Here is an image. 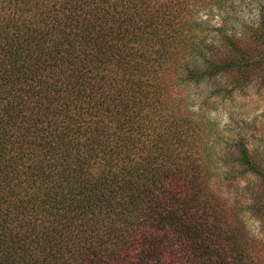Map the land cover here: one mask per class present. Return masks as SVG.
<instances>
[{"label":"trees","instance_id":"16d2710c","mask_svg":"<svg viewBox=\"0 0 264 264\" xmlns=\"http://www.w3.org/2000/svg\"><path fill=\"white\" fill-rule=\"evenodd\" d=\"M228 2L0 0V264H264V153L176 93L264 86V7L197 18Z\"/></svg>","mask_w":264,"mask_h":264},{"label":"rangeland","instance_id":"374dc122","mask_svg":"<svg viewBox=\"0 0 264 264\" xmlns=\"http://www.w3.org/2000/svg\"><path fill=\"white\" fill-rule=\"evenodd\" d=\"M209 6L199 11L197 18L211 27H219L222 25V18L227 15L231 19L238 18L246 22L256 20L264 7V0H230L221 8L214 3ZM260 80L252 77L249 81L251 84L245 89L231 91L234 83L232 76L227 74L205 81L200 86H181L176 93H181L180 98L190 104L193 111L205 115L210 122L216 124L220 138L245 137L251 152L264 153V86H260ZM213 183L215 188L212 190L227 207L239 205L242 201L239 196L241 187L237 183L218 184L215 179ZM244 215L242 217L253 234L264 241V231L260 224L245 213Z\"/></svg>","mask_w":264,"mask_h":264}]
</instances>
